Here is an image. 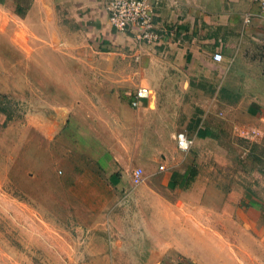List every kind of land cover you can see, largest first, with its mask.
I'll return each instance as SVG.
<instances>
[{"label": "rangeland", "instance_id": "rangeland-1", "mask_svg": "<svg viewBox=\"0 0 264 264\" xmlns=\"http://www.w3.org/2000/svg\"><path fill=\"white\" fill-rule=\"evenodd\" d=\"M37 2L0 5V264H264V142L222 127L185 151L193 196L212 203L194 214L162 176L118 184L64 139L56 74L112 67L113 55L135 72L132 53L161 46L114 30L124 40L98 54L77 0Z\"/></svg>", "mask_w": 264, "mask_h": 264}, {"label": "crops", "instance_id": "crops-1", "mask_svg": "<svg viewBox=\"0 0 264 264\" xmlns=\"http://www.w3.org/2000/svg\"><path fill=\"white\" fill-rule=\"evenodd\" d=\"M105 2L77 0L98 54L113 39L125 38L114 34ZM0 5L19 14L34 12L38 2L31 0L27 8L23 0H0ZM155 5L156 21L166 29L156 43L161 57L140 45L129 58L140 67L135 72L113 55L112 67L56 74L68 91L59 121L64 120L69 146L119 175L118 184L136 185L132 173L138 169L143 180L162 176L161 187L183 191L178 205L194 214L191 207L212 203L193 196L187 163L193 157L179 149L178 134L184 132L197 147L225 127L264 142V14L254 0H158ZM218 51L222 62L213 59ZM142 87L150 90L148 97L134 106Z\"/></svg>", "mask_w": 264, "mask_h": 264}, {"label": "built area", "instance_id": "built-area-1", "mask_svg": "<svg viewBox=\"0 0 264 264\" xmlns=\"http://www.w3.org/2000/svg\"><path fill=\"white\" fill-rule=\"evenodd\" d=\"M158 0H106L105 9L111 20L112 28L116 31H123L126 34H132L136 39L148 44H156L165 34L166 29L160 26L156 21V3ZM259 10L264 14V0H254ZM251 17H247L249 23ZM213 59L222 62L224 55L221 52H215ZM149 89L142 87L135 94L132 104L137 106L140 101L148 97ZM178 147L182 151H188L193 140L184 132L179 133L177 137ZM161 169L164 166H160ZM142 171L140 169L132 173V181L138 185L142 182Z\"/></svg>", "mask_w": 264, "mask_h": 264}, {"label": "trees", "instance_id": "trees-1", "mask_svg": "<svg viewBox=\"0 0 264 264\" xmlns=\"http://www.w3.org/2000/svg\"><path fill=\"white\" fill-rule=\"evenodd\" d=\"M24 1V7L27 8L28 7V3L31 1V0H23Z\"/></svg>", "mask_w": 264, "mask_h": 264}]
</instances>
